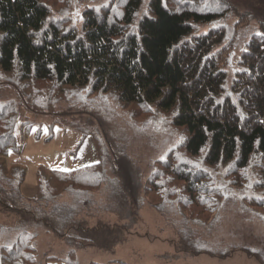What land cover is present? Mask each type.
<instances>
[{
	"label": "trees",
	"instance_id": "obj_1",
	"mask_svg": "<svg viewBox=\"0 0 264 264\" xmlns=\"http://www.w3.org/2000/svg\"><path fill=\"white\" fill-rule=\"evenodd\" d=\"M143 1L128 0L122 19L114 22L99 18L95 10L88 11L83 32L79 33L74 27L62 30L56 24L48 25L50 10L44 0H0V69L9 73L17 65L24 80H55L67 86L89 87L92 94L113 92L125 105L155 104L161 110L177 107L172 123L188 132L185 150L190 156H200L206 150L203 161L193 169L189 163L170 168L166 162H157L143 182L141 172L119 144L75 124L73 127L83 136L95 137L99 161L75 171L39 166L38 194L28 198L21 190L26 166L8 161L10 151H21L23 144L1 113L0 175L9 184L0 182V217L10 216L11 224L1 223L6 219L0 218V264H45L36 255L37 228L70 242L112 247L121 240L117 232L127 225H110L99 218L102 212L111 208L121 219L134 222L143 201L142 189L144 197L158 208L161 202L152 197L156 187L162 186L158 182L167 179L168 173L182 185L173 190L165 188L163 201L173 200L174 194L183 189L187 195L186 200L185 196L181 198L183 206L202 207L204 193H221L209 172L211 168L220 163L242 170L256 168L258 184L251 193H244L241 201L254 210H264V23L249 40L233 86L227 88V75L212 61L214 58L204 63L206 54L220 42L219 37L210 32L189 39L196 25L212 23L223 13L173 11L163 0H152V15L142 19L137 32L131 31ZM24 127L20 125L21 132ZM168 158L176 161L173 150ZM159 165L167 173L158 170ZM228 187L245 189L236 184ZM68 191L72 192L70 200L58 201ZM100 193L108 200L98 201ZM218 209L209 211L207 218L195 219L209 222ZM94 216L98 223L91 226ZM10 232L13 237L4 242ZM191 248L193 254L206 252ZM249 254L264 264L258 253ZM69 258H64L66 264Z\"/></svg>",
	"mask_w": 264,
	"mask_h": 264
},
{
	"label": "rangeland",
	"instance_id": "obj_2",
	"mask_svg": "<svg viewBox=\"0 0 264 264\" xmlns=\"http://www.w3.org/2000/svg\"><path fill=\"white\" fill-rule=\"evenodd\" d=\"M127 1L44 0L50 10L48 25L56 24L62 30L74 27L79 33L83 32L88 11L95 10L99 18L114 22L122 19ZM163 3L173 11L196 9L223 13L212 23L196 25L189 39L210 32L219 37L220 42L206 54L204 63L214 58L212 61L227 75L225 86H233L244 49L252 36L263 28L264 0H163ZM152 13V0H144L131 31L137 32L142 19ZM177 110V107L161 110L155 104L125 105L113 92L92 94L89 87L67 86L55 80H24L17 65L9 73L0 69V114H5L0 122L2 119L10 122L19 143L23 144L21 151H10L8 161L26 166L27 176L21 190L28 198L38 194L36 172L39 166L75 171L99 161L95 137L83 136L73 127L75 124L89 127L104 140L113 139L119 144L141 172L143 182L157 162H166L170 168L189 163L193 169L203 161L206 150L200 156L187 154L184 142L188 132L172 123ZM20 125L25 126L24 132L19 129ZM171 150L176 161L168 158ZM202 166L206 167L204 162ZM157 168L167 173L163 165ZM209 172L221 193H204L202 207L183 206L181 198H187L183 189L174 194L173 200L163 201L165 188L173 190L182 185L174 174L168 173L167 179L158 182L162 186L156 187L155 198L152 197L155 202H161L158 208L144 197L142 189L143 201L134 222L121 219L111 208L102 212L99 218L110 225H127L117 232L121 240L112 247L102 249L97 245L70 242L37 228L36 255L45 264H66L64 258L67 257H70L69 264H263L253 254L250 257L249 252L264 258V210H254L244 203L248 212L240 207L241 196L251 193L258 184V169L242 170L220 163ZM0 182L9 184L1 175ZM229 184L245 189L227 188ZM70 194L71 191L64 192L58 201L67 202ZM97 200L107 201L108 198L100 193ZM217 206L219 209L211 221L195 219L207 218L208 212ZM1 217L6 219H0L1 223L11 224L10 216ZM97 223L95 216L90 218L91 226ZM11 235L14 234L7 233L9 237L4 242H9ZM191 247L206 252L193 254ZM185 249H189L188 252ZM232 250L231 256L223 257ZM48 255L55 258L46 259Z\"/></svg>",
	"mask_w": 264,
	"mask_h": 264
},
{
	"label": "crops",
	"instance_id": "obj_3",
	"mask_svg": "<svg viewBox=\"0 0 264 264\" xmlns=\"http://www.w3.org/2000/svg\"><path fill=\"white\" fill-rule=\"evenodd\" d=\"M241 202V205L242 206H240L242 209H244L246 212H248V210H246L244 207H246L243 203H242V201H240ZM246 208H248V207H246Z\"/></svg>",
	"mask_w": 264,
	"mask_h": 264
}]
</instances>
